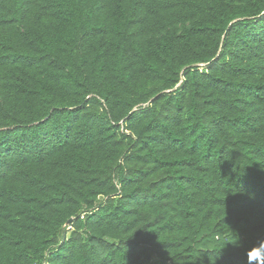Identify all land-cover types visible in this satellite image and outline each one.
<instances>
[{
    "label": "trees",
    "instance_id": "16d2710c",
    "mask_svg": "<svg viewBox=\"0 0 264 264\" xmlns=\"http://www.w3.org/2000/svg\"><path fill=\"white\" fill-rule=\"evenodd\" d=\"M262 244L264 0H0V264Z\"/></svg>",
    "mask_w": 264,
    "mask_h": 264
},
{
    "label": "clouds",
    "instance_id": "9594fccd",
    "mask_svg": "<svg viewBox=\"0 0 264 264\" xmlns=\"http://www.w3.org/2000/svg\"><path fill=\"white\" fill-rule=\"evenodd\" d=\"M261 248H264V244L260 248L247 252L248 264H264V258L261 256Z\"/></svg>",
    "mask_w": 264,
    "mask_h": 264
},
{
    "label": "water",
    "instance_id": "95a60500",
    "mask_svg": "<svg viewBox=\"0 0 264 264\" xmlns=\"http://www.w3.org/2000/svg\"><path fill=\"white\" fill-rule=\"evenodd\" d=\"M70 222H71V220L68 223H70Z\"/></svg>",
    "mask_w": 264,
    "mask_h": 264
}]
</instances>
